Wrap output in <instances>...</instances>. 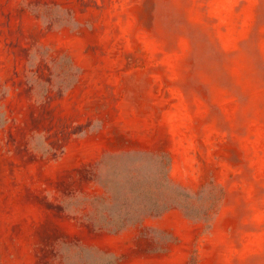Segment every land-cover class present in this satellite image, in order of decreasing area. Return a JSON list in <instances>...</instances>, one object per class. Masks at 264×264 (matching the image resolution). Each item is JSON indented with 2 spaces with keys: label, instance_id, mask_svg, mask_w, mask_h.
<instances>
[{
  "label": "rangeland",
  "instance_id": "1",
  "mask_svg": "<svg viewBox=\"0 0 264 264\" xmlns=\"http://www.w3.org/2000/svg\"><path fill=\"white\" fill-rule=\"evenodd\" d=\"M0 264H264V0H0Z\"/></svg>",
  "mask_w": 264,
  "mask_h": 264
}]
</instances>
